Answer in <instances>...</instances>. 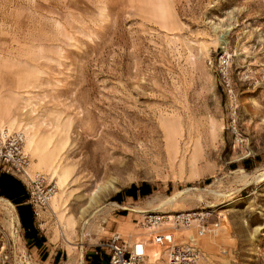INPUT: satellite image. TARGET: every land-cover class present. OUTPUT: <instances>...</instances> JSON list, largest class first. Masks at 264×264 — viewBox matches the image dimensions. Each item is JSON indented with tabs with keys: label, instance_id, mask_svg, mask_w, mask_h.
Returning a JSON list of instances; mask_svg holds the SVG:
<instances>
[{
	"label": "rangeland",
	"instance_id": "1",
	"mask_svg": "<svg viewBox=\"0 0 264 264\" xmlns=\"http://www.w3.org/2000/svg\"><path fill=\"white\" fill-rule=\"evenodd\" d=\"M0 125L61 198L37 208L61 255L0 213V264H90L114 232L164 264L160 231L204 264H264V178L245 182L264 172V0H0Z\"/></svg>",
	"mask_w": 264,
	"mask_h": 264
},
{
	"label": "built area",
	"instance_id": "2",
	"mask_svg": "<svg viewBox=\"0 0 264 264\" xmlns=\"http://www.w3.org/2000/svg\"><path fill=\"white\" fill-rule=\"evenodd\" d=\"M23 136L19 132H7L0 129V171L11 173L21 179L27 187L29 201L36 209L44 205L50 198L53 187L46 181L45 175L38 173L34 176L27 174L29 165L28 155L23 149ZM189 214V215H187ZM161 214L147 213L139 221L149 228H159L163 219L173 226H190L194 220L190 212L173 213V219L159 218ZM160 229V228H159ZM156 231V230H153ZM151 241L164 247L166 255L164 264H204L203 253L194 242L177 243L172 232H154ZM143 243H129L120 233L114 232L111 236L98 243L100 250L108 255L109 264H147L144 248L138 252L137 245Z\"/></svg>",
	"mask_w": 264,
	"mask_h": 264
},
{
	"label": "crops",
	"instance_id": "3",
	"mask_svg": "<svg viewBox=\"0 0 264 264\" xmlns=\"http://www.w3.org/2000/svg\"><path fill=\"white\" fill-rule=\"evenodd\" d=\"M142 192H149L148 187H144ZM135 195H139V190H132L125 194L126 198H134ZM0 196L9 200L14 207L15 217L18 226L22 232L23 239L26 243L28 250L36 258H58L61 254L59 250L54 251L50 248V243L47 240L46 234L43 227L39 223V210L36 209V213L29 201V193L27 187L21 179L15 175L0 171ZM123 195L120 193L117 196L122 198ZM105 253V258L97 255L98 250L92 253L90 264H109L108 255Z\"/></svg>",
	"mask_w": 264,
	"mask_h": 264
},
{
	"label": "bare ground",
	"instance_id": "4",
	"mask_svg": "<svg viewBox=\"0 0 264 264\" xmlns=\"http://www.w3.org/2000/svg\"><path fill=\"white\" fill-rule=\"evenodd\" d=\"M9 127L8 126H2L0 125V129L1 130H4V131H7V132H15V131H11L8 129ZM31 128V125L29 126H26L24 128V130L28 131L29 129ZM16 132H19L21 133V135L23 136V140L25 139V135H24V131H16ZM23 149H24V142H23ZM25 151V150H24ZM25 153L28 155V153L25 151ZM28 160H29V165H30V157L28 155ZM28 165V166H29ZM54 169V168H53ZM27 174L29 176H34L35 174H38L39 172H34V173H30L29 172V169L27 168ZM264 178V172H261L260 174H257V175H254L252 176L251 178H246L245 179V182L246 184L252 182V181H259V180H262ZM54 189H55V186H54ZM55 192V190H54ZM54 192H52L53 194H51L50 198H49V201H48V205L49 203H51V206L53 207V209L56 211H58V209L60 208V205H61V201H60V197H57L54 195ZM176 198V193L175 194H172V195H169L167 196L166 198V201L162 202V204L164 203H172ZM53 199V200H52ZM117 205H119L117 202H113ZM245 203V199H234L232 200L231 202H228L226 205H228L229 207H237V206H241ZM163 204V205H164ZM13 204L7 200L6 198L0 196V213L2 215H4L5 217H8V219L10 220V223H11V230L13 232V234H15V229H16V219H15V215H14V210H13ZM191 214V213H190ZM189 215V214H187ZM192 215V214H191ZM173 214L172 216H168L167 219H170L172 220L173 219ZM159 218H164V214H161L159 216ZM10 226V225H9ZM142 245L141 244H138L137 245V250L138 252H141L142 251ZM80 260V259H79ZM80 262V261H79ZM69 264H75V259L73 257H71V259L69 260Z\"/></svg>",
	"mask_w": 264,
	"mask_h": 264
},
{
	"label": "trees",
	"instance_id": "5",
	"mask_svg": "<svg viewBox=\"0 0 264 264\" xmlns=\"http://www.w3.org/2000/svg\"><path fill=\"white\" fill-rule=\"evenodd\" d=\"M147 186H149V184L148 183H143L141 186H136V185H131L129 188H127V189H125V192L126 193H128V192H130V191H132V190H139L140 192H142V189L144 188V187H147ZM149 192H142V194L143 195H145V194H148ZM120 193H117L116 195H115V200H117V196L119 195Z\"/></svg>",
	"mask_w": 264,
	"mask_h": 264
}]
</instances>
